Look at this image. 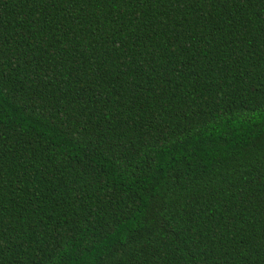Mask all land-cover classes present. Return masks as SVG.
<instances>
[{
  "label": "trees",
  "instance_id": "trees-1",
  "mask_svg": "<svg viewBox=\"0 0 264 264\" xmlns=\"http://www.w3.org/2000/svg\"><path fill=\"white\" fill-rule=\"evenodd\" d=\"M0 264H264V0H0Z\"/></svg>",
  "mask_w": 264,
  "mask_h": 264
}]
</instances>
